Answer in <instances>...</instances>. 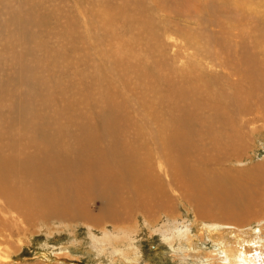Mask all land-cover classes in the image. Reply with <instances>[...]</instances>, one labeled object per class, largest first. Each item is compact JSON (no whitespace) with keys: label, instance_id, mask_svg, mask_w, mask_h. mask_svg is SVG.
I'll return each mask as SVG.
<instances>
[{"label":"rangeland","instance_id":"374dc122","mask_svg":"<svg viewBox=\"0 0 264 264\" xmlns=\"http://www.w3.org/2000/svg\"><path fill=\"white\" fill-rule=\"evenodd\" d=\"M260 166L264 0H0L4 264H264ZM186 172L254 205L199 213Z\"/></svg>","mask_w":264,"mask_h":264},{"label":"bare ground","instance_id":"6f19581e","mask_svg":"<svg viewBox=\"0 0 264 264\" xmlns=\"http://www.w3.org/2000/svg\"><path fill=\"white\" fill-rule=\"evenodd\" d=\"M177 147H174L173 150H177ZM174 150V152H176ZM182 150V148H181ZM181 150L178 149V151L181 152ZM179 152V153H180ZM177 153V152H176ZM181 153H185V152H181ZM181 154V156L183 155ZM177 173V172H176ZM184 173V172H183ZM185 174V173H184ZM192 173L186 172L185 176H182V180L183 184H181V189L185 191V193L187 194L188 197V201L194 204V207L197 209V211L199 213H202L204 209H215L216 212H221V213H226V215H231V217H241V215L243 214H247L249 208L251 206L254 205L255 200L254 199H250L248 196V191L239 186V191H235L231 188L230 186V180L228 179V177L225 174H219L216 175L212 174V177H210L208 174L202 176L201 179H196L195 178V173L192 174L193 175V179H190V175ZM197 176L199 177L200 175H198V173H196ZM196 176V177H197ZM249 176L254 179V180H260L262 178H264V168L262 166L255 168L251 173H249ZM161 185V184H159ZM149 190V189H147ZM180 191V190H179ZM178 191V192H179ZM110 192L112 193H117L116 189H111ZM180 193V192H179ZM184 193V192H183ZM185 195V194H183ZM186 197V195H185ZM148 198L151 199H155L157 201H160V199L162 198H166V191L164 190V188L161 187H157L156 190L154 191H145L139 198V207H141L143 209V211L148 212V209H150L149 207H147L146 205V200ZM163 199V200H164ZM162 201V200H161ZM162 203V202H161ZM192 204V205H193ZM167 207V206H166ZM155 208V207H154ZM157 208V207H156ZM168 208V207H167ZM112 209V208H111ZM118 209H120L119 207L116 208L118 214L120 213V210L118 211ZM153 209V208H151ZM161 209V208H160ZM110 210V209H109ZM156 210V209H155ZM165 210V209H164ZM202 211V212H201ZM208 211V210H206ZM205 211V213H207ZM210 211V210H209ZM208 211V213H209ZM159 212V211H158ZM167 212V211H165ZM208 213L206 214V217L208 215ZM217 213V214H218ZM220 213V214H221ZM159 214V213H158ZM216 214V215H217ZM117 215V213H116ZM115 215V216H116ZM122 215V213H121ZM205 215V214H204ZM131 216V215H130ZM202 216V215H201ZM211 216H215V215H211ZM210 216V217H211ZM219 216V215H218ZM223 216V215H222ZM220 216V217H222ZM225 216V215H224ZM119 217V215H117L115 218L117 219ZM123 217V216H122ZM204 218V219H208V218ZM209 217V216H208ZM217 217V216H216ZM226 217V216H225ZM103 219V218H102ZM124 219V218H123ZM128 219V218H127ZM171 220V219H170ZM211 220V219H210ZM124 221V220H123ZM172 221V220H171ZM225 223V221H224ZM125 224V223H124ZM220 224V223H219ZM168 225V224H167ZM216 226H218L217 224H215ZM222 226V225H221ZM220 226V227H221ZM235 226V225H234ZM249 226V225H248ZM130 227V226H129ZM228 227H230V225H228ZM244 227V226H243ZM168 228V227H167ZM167 228H166V232H167ZM171 228V227H170ZM170 228L169 231H170ZM227 228V227H226ZM165 229V228H164ZM163 229V230H164ZM175 229V228H174ZM178 230V228H177ZM176 230V231H177ZM180 230V229H179ZM216 230V228L214 229ZM172 231V229H171ZM182 231V230H180ZM219 231V230H218ZM106 232V231H105ZM110 233V232H109ZM122 233V232H121ZM172 233V232H171ZM182 233V232H181ZM101 234V233H100ZM115 234V233H114ZM129 234V233H128ZM178 234V233H177ZM106 236V233L105 235ZM165 236V235H164ZM113 237V235L111 236ZM170 237V236H169ZM219 237H221V235H219ZM218 237V239H219ZM110 238V237H108ZM264 238V237H263ZM98 239V238H97ZM105 239V238H104ZM119 239V238H117ZM169 239V238H168ZM222 239V238H221ZM263 240V239H262ZM128 241V240H127ZM220 241V240H219ZM227 241V240H226ZM104 242V241H103ZM134 242V241H133ZM222 242V241H221ZM224 242V241H223ZM222 242V244H224ZM227 243V242H226ZM130 244V243H129ZM230 244V243H229ZM94 245V244H93ZM98 247V246H97ZM232 247V246H231ZM230 247V248H231ZM99 248V247H98ZM129 249V248H128ZM132 249V248H131ZM227 249V247H226ZM228 250V249H227ZM237 250V255H238V260L236 259L237 257H231L230 259H232V261L234 263H245V264H256V257L257 255H255L254 253L252 254L251 252H249L248 250H246L244 247L237 245L236 247ZM229 253L230 249L228 250ZM5 254V253H4ZM263 253H261L260 255H262ZM2 251L0 250V264H4L7 259H10L11 257L8 256H2ZM255 255V256H254ZM227 256V255H226ZM229 256V255H228ZM2 259L4 261H2ZM229 259V261H231ZM255 259V261H254ZM228 261V260H226ZM232 262V263H233ZM40 263V262H39ZM211 263V262H210ZM213 264V263H212Z\"/></svg>","mask_w":264,"mask_h":264}]
</instances>
